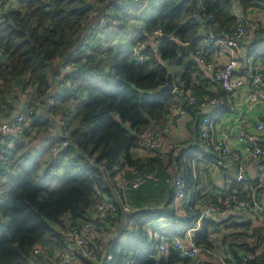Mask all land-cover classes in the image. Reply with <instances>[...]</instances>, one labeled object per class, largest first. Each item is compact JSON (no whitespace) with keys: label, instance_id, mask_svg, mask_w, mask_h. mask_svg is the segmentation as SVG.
<instances>
[{"label":"trees","instance_id":"obj_1","mask_svg":"<svg viewBox=\"0 0 264 264\" xmlns=\"http://www.w3.org/2000/svg\"><path fill=\"white\" fill-rule=\"evenodd\" d=\"M10 1L0 0V115H11L4 107L14 108L15 104L6 98L11 91L24 94L31 87L37 96L26 95L32 96L36 108V98L43 104L50 90L48 76L58 67L52 76L59 77L56 82L60 90L51 100V113L63 120L62 139L68 141V146L55 160H50V148L34 154L31 143L18 141L7 149L0 167V264H29L36 245L46 247L51 255L54 247L62 246V234L54 226L63 231L68 225H79L90 218L89 209L103 200L115 204L101 168L124 206L130 208L127 225L131 226L118 240H110L111 259L100 263L191 264L174 249L159 255L157 241L150 239L159 229L164 236H184L195 225L188 209L183 223L175 224L177 215L170 206L173 190L170 188L171 199L161 209L151 198V187H155L144 185V190L132 191L137 195L132 196L130 207L114 176L126 165L146 167L147 163L133 157V150L139 147L142 134L152 122L165 119L177 98V92H159L166 83L168 68L174 77V69L182 68L177 88L209 93L193 84L198 67L190 58L191 54L202 55L196 42L202 27L224 36L239 20L234 13L235 1L245 14L261 7L264 0H158L147 18V0H12L14 5ZM97 11L100 15L95 18L93 12ZM138 21L143 22L141 28L135 29L125 46L126 29ZM156 29L163 31L162 41L155 48L147 45L144 60L137 61L131 48L148 40L145 34L151 35ZM250 47L264 55V25L256 27ZM65 64L71 65V70L63 76ZM219 92L226 97L220 87ZM220 114L221 110L217 116ZM261 119L264 121V117ZM50 124L51 120L41 115L33 118V139L41 138ZM188 150H182L179 156ZM57 171L62 173L54 174ZM182 171L186 191H192L196 200L198 182L192 168L184 165ZM120 216L118 209L113 218L116 230ZM160 219L164 228L157 227ZM216 226L214 221L202 220L201 230L193 239L204 248L214 249L208 230ZM263 232L264 228H254L250 235L256 239L254 246L230 244L232 260L228 259V264H264V255L244 260L239 255L241 250L263 245ZM54 241L55 246L49 247Z\"/></svg>","mask_w":264,"mask_h":264},{"label":"built area","instance_id":"obj_2","mask_svg":"<svg viewBox=\"0 0 264 264\" xmlns=\"http://www.w3.org/2000/svg\"><path fill=\"white\" fill-rule=\"evenodd\" d=\"M131 1L138 2L140 0ZM262 11L264 10L261 9ZM249 25L250 18L247 19V15H243L230 33L220 36L216 31L207 30V35L203 38L198 37V41H196L206 47L211 45L217 47V53L210 55L208 59L204 55H200L197 61L212 73L213 80L218 83L226 97L209 93L197 94L186 89H177V98L169 106L166 117L160 125L166 123V125L172 126L178 118L188 113V108L196 109L200 114L197 130L198 139L212 152L214 166L221 169L224 174H229L232 171L231 164L233 161L244 162L249 160L251 164L257 167L253 178V181H257L264 173V122L258 121L256 123V134L254 135H245L239 125L243 114L239 110L241 105L264 104V58L257 50H252L245 57L239 53V42L249 35ZM145 36L150 37L153 45L157 46L162 41L163 31L156 29L151 35L145 34ZM147 45L148 40H145L131 48L132 55L137 61L144 60L143 51ZM224 55L227 56L226 59H224ZM70 70L71 65L65 64L61 69L63 76ZM248 82L249 94L243 103L237 105L232 99L233 94ZM225 105H227L225 107L226 113L236 109L240 112L233 121L218 127L214 116L216 111ZM34 107L32 96L29 95L28 101L23 106L16 108L9 117L0 120V167L5 160L7 149L14 147L18 141L23 143L27 138L26 131L33 122V118L38 119V110ZM168 126L157 129L151 127L146 130L140 138L138 148L161 153L184 150L183 147L165 136L164 131ZM233 139L243 145V150L238 151L233 146ZM67 146L68 141L63 139H55L49 143L50 160L61 158V152ZM195 160L206 161L204 158L195 157L192 162ZM191 168L196 178L195 165L191 164ZM127 171L129 176L126 185L131 189H138L149 182L157 183L159 180L158 170L155 168L128 166ZM183 174L179 171L166 179L173 190L172 208L177 215L176 225L183 223L187 217L188 209L194 216L192 224L202 222L204 219L216 222L232 216L233 219L236 218L242 223H248L251 219L253 222L264 226V202L259 200L256 186L252 187V192L245 197L226 188L214 196L212 193L215 188L208 184L210 194L201 198L197 197L195 200L192 198L193 193L186 191ZM236 179L239 182L247 180L243 167L239 168ZM1 193L0 182V197ZM124 208L130 212L129 207L124 206ZM117 210L116 203L103 200L89 209V219L82 221L79 225H68L65 230L61 231L62 246L55 255L57 263L73 264L80 257L91 264H99L104 259L105 261L110 260L111 254L108 251L110 243L106 244L105 248H100L94 238L98 233L112 232V235L111 233L109 235L112 240L114 231L116 233L113 218ZM157 227L164 228L165 226L163 223H159ZM150 239L157 241L155 249L159 255H164L169 249H174L182 257L189 259L191 264H228V259L232 260L231 256L223 255L218 250L204 248L193 237L178 234L164 236L161 235L159 229L150 235ZM43 253L44 250L41 245L34 247V255H43ZM239 255L242 260L260 257L264 255V244L253 250H241ZM128 264H132V261Z\"/></svg>","mask_w":264,"mask_h":264},{"label":"crops","instance_id":"obj_3","mask_svg":"<svg viewBox=\"0 0 264 264\" xmlns=\"http://www.w3.org/2000/svg\"><path fill=\"white\" fill-rule=\"evenodd\" d=\"M234 3H235L234 13L238 16V18H242L243 15H247V19L250 18L249 35L245 39L240 40V42H239V53H240V55L245 57L249 52L257 49V48H251L250 44H251V40H252V35L254 34L256 27L258 25H264V23H263L264 22V15L262 14L263 11L261 12V9L264 10V4L261 7L252 9V10H250L244 14L242 11V8L239 6L237 1H235ZM138 23H139L140 27L143 24V22H141V21H138ZM135 29L136 28H134L130 37H128L127 41L131 40V37L133 36ZM206 35H207V30L204 27H202L198 37L203 38ZM125 42H126V38H125L124 43ZM197 44L199 46V49L202 52V55H204V57L207 59L209 58L210 55L218 52L217 47H214L212 45L206 47L204 45H201L200 43H197ZM148 46L153 47V48L156 47L151 42L150 37H148ZM198 56H200V55H197V56L194 54L190 55V58L193 59V61L197 63V67H198V69L195 73V79H194L195 81L193 84L199 88L204 89L205 91L209 92L212 95H218V96L223 97V95H221L219 92L220 86L218 85V83H216L213 80L212 73L207 71V69L204 67V65H201L197 61V58H199ZM261 56H262V58H264V55H261ZM226 58H227V56L224 55V59H226ZM178 69H179L178 71L180 73L182 68H178ZM57 70H58V67H55L51 73L52 80H54L55 82L59 81V77L57 76L56 78H54L52 75L54 73H56ZM176 70H177V68L174 69L175 73H176ZM174 79H176V77H174ZM175 85H176V82H175ZM177 89H181V88L176 87V90L174 92H176ZM186 90L194 92L190 88H188ZM249 91H250V88H249V82H248V83H246L245 86L239 88L236 91V93L233 94V98H232L233 101L237 105L243 103V101L245 100V98L249 94ZM24 97H25V100L21 104L17 105L16 108H19L20 105H22L28 101V95H25ZM226 106L227 105L220 107L215 113L214 118L217 120L218 127H220L222 124H227L228 122L233 121L236 118V116L238 115V113L240 112L236 109L235 111H229L228 113H226V108H225ZM44 107H45L44 101H43V104L40 103V101H39V103L37 102L38 114L41 116H42ZM220 110L222 111V114L217 116V112ZM239 110H241L243 113L241 116V119L239 121L240 129L243 131V133L245 135L256 134V123L258 121H262L261 118L264 117V104L256 103V104H253L251 106L243 104V105H241ZM199 118H200L199 112L196 109L191 108L190 111L188 110V113L186 115L178 118L172 126H168V125H166V123H163L160 125L161 121L160 122H152V124H151V127L155 128V129L168 126L164 131L165 136L169 140H172L173 142H175L178 145H180L181 147H183L184 150L189 149L182 156H179L180 152L179 153L178 152H175V153L174 152H168V153L163 152V153H161V152H152L148 149H141V148L133 150V157L135 159H139L141 161H144V163H147L146 168H152L153 167V168L158 170V176H159L158 182L157 183L149 182V183L145 184V185L150 184V185L155 187V188L151 187L154 190L153 195L151 196L152 199L156 198V197H160L157 195H158V192L159 193L162 192V190H160V188H159L162 184H167L169 191L171 190L170 189L171 187H170V185H168L166 179L168 177H170L171 174H175V173L179 172L180 171L179 168H181L183 170L184 165H187L188 167H191V164L195 165L196 179L198 182V184L196 185L195 191L197 192L196 197H198V198H201L203 196L210 194L209 188H208L210 184L213 185L215 188L214 192L212 193L214 196L216 195V193H219L222 189L226 188L229 190L230 187H233L234 188L233 191L237 192L240 196H242L243 194L245 196H247L252 192L251 188L255 185H258L260 179H262L264 177V173H263V175L261 176L262 178H259L257 181H253L257 167L254 164H251V162L249 160H246L244 162L233 161L231 164L232 165V171L229 174H224L221 171V169L216 168L214 166V163L212 162V159H213L212 158L213 157L212 152L203 142L199 141V139H198V136H197L198 131L197 130H198ZM31 125H32V123H31ZM31 125L28 127L29 131L32 130ZM49 134H50V136L48 137ZM42 135L43 136L41 138H38L34 141L33 146H31L32 148L30 147L31 151L34 154L41 153L44 149H47L48 144L51 143L52 141H54L55 139H62V137L64 136L63 120L60 117L54 118L52 116L51 124L49 125L48 131L44 132ZM25 142H26V138H25ZM232 143H233V146L238 151L243 150V145L238 143L236 139H233ZM191 147H194V148H191ZM177 151H179V150H177ZM192 153H195L196 155L190 156ZM195 157L204 158L206 161L204 162V161H200V160H195L194 162H192V159ZM149 160H150V162H147ZM127 167L128 166L126 165L125 167L119 169V171L114 176V182H115L116 186L118 188H120V190H122L124 193L128 190H131V191H134V190L135 191H142V190H144V188H141L142 186L140 187L141 189L138 188L139 189L138 190V189H131L126 185V181H127L128 176H129V173L127 171ZM241 167H243V170L245 171V174L247 177V180L244 182H239L236 179V174L239 171V168H241ZM61 173H62L61 171L54 172V174H58V175H60ZM238 187H241V189L239 190ZM255 189L257 190V196H258L259 200L264 202V192H261L262 187H260V185H258L255 187ZM189 192H192V191L189 190ZM170 199H171V194H170ZM128 205L130 207H132V199L129 197H128ZM186 206H187V204H186ZM65 218H67V217H65ZM65 218H64V220H67ZM231 222L242 223V222H239V220L236 218L233 219L232 216H230L226 219H221V220L216 221L217 225H219V226H221L223 224L231 223ZM248 223H249L248 225L255 226L254 228H262V229L264 228L263 224L253 222V220H251V219H249ZM197 224H200V226H201L200 221L195 223V225H197ZM53 228L57 232L61 231L60 227H58V226H54ZM209 230H210V228H209ZM188 231H190V230H188ZM188 231L185 233L184 236L193 237L195 235V234H190V232H188ZM110 233L112 235V232H105V233H98L99 235L97 234L98 236L97 235L95 236L94 240H95L96 244H98L100 246V248H102V247L105 248L106 242L108 240L107 237H109ZM113 234H115V231ZM209 240L212 242L213 247H214V243L210 237H209ZM249 240L246 241V244H248L250 246L255 245L256 239L250 237ZM235 242H237V241H235ZM230 244H237V243L231 242ZM53 246H55V241H54V243H51V245L49 247L52 248ZM229 246L225 247V249H224L226 254L228 253L227 256H231V254L228 252ZM44 249L46 250V252H44L43 255H41L42 257L39 260H36L34 257L39 256V255H34L32 260L30 261V264H58L55 255H56V252L59 250V248H57V246L54 247L53 253L51 255H49L47 253L46 247ZM85 261H87V260L84 259L83 257H80L73 264H85Z\"/></svg>","mask_w":264,"mask_h":264},{"label":"rangeland","instance_id":"obj_4","mask_svg":"<svg viewBox=\"0 0 264 264\" xmlns=\"http://www.w3.org/2000/svg\"><path fill=\"white\" fill-rule=\"evenodd\" d=\"M15 1H17V0H15ZM157 2H158V0H147L146 1V4H145V10H146L145 17L146 18L149 16V13H150L151 9L157 4ZM9 3H12V5L15 4V3H13L12 0ZM262 14L264 15V11H263ZM99 15H100V13H98V11L97 12H93V16L95 18H98ZM258 26H260V25H258ZM134 28H136V29L137 28H141L138 22L132 23L130 25V27L128 29H126V30H128V33H127V35L125 37L126 38V42L124 43L125 46H128L129 41H127V39H128V37H130V35H131L132 31L134 30ZM253 36H254V34L252 35V38H253ZM178 70L179 69L177 68V70H176L177 76H176V79H174V81L177 82V83L179 81V71ZM26 93L27 94H31V95H36V96L38 94V93L36 94L35 90L33 88H31V87L26 90ZM26 93L22 94L21 92H18V91H11L6 96V98H7L8 102L10 104L13 103L15 105H14V108H11V110H10L9 106L4 105V107H6L5 108L6 109L5 112L12 114L15 111L17 105L21 104L25 100L24 96L26 95ZM36 99H37L36 102L39 103L38 98H36ZM21 106H23V104L20 105V107ZM7 108L9 110H7ZM5 118H7V117H4L3 115L2 116L0 115V120L5 119ZM35 134H36L35 132L30 133V131H29L28 134H27L28 136L26 138V142L24 140L23 141V145H28L29 143H31L30 147L33 146L34 141H35V139H33V136ZM49 136H50V134L48 135V137ZM175 152L179 153L180 151L175 150L174 153ZM258 185H260V187H262L261 192H264V177L262 179H260ZM258 185H255V186H258ZM255 186H253V187H255ZM159 188H160V190H162V192H160V193L158 192L157 196H160V197L154 198L155 201L154 200L153 201H154V204H155V206L157 208L160 207L161 209H164L165 203L169 202V200H170V191L168 189L167 184H162ZM125 194H126V197L132 198L133 195H137V192H132L131 190H128V191L125 192ZM170 206L172 207V204H170ZM161 221H162V219L159 220V223ZM130 226L131 225H129V226L127 225L126 227H130ZM218 226L219 225H217L216 227H210L209 237L211 238V240L214 243V249L220 251V253L223 254V255H227L224 249H225V247L229 246L231 242H234V243H237V244L246 243V241H248L250 239V235H251V233H253V230H254V227H255V226H252V225H247L245 223H233V222L227 223V224H223V225H221L219 227ZM200 229H201L200 224H197L192 229H190V231H188V232H190V234H196L197 232L200 231ZM107 239L108 240H107L106 244L109 243L111 238L108 237ZM235 241H237V242H235ZM102 252H103V250H102ZM85 264H91V263H89L88 261H85Z\"/></svg>","mask_w":264,"mask_h":264},{"label":"water","instance_id":"obj_5","mask_svg":"<svg viewBox=\"0 0 264 264\" xmlns=\"http://www.w3.org/2000/svg\"><path fill=\"white\" fill-rule=\"evenodd\" d=\"M3 17H5V19L7 18L6 12L3 13ZM195 18L199 20L198 15H195ZM184 47L186 49H188L189 44L184 45ZM48 80H49V84H50V90L45 94V96L43 98V101L45 103V107H44V110L42 113V117L46 120H52V113H51L52 101L51 100H52V98H54L59 93L60 84H59V82H55L54 80H52L51 74L48 76ZM175 88H176V85H175V81H174L173 72L170 68H168L167 69V76H166V83L159 88V92L172 93L175 91ZM90 161L94 167H97V165L94 163V161L92 159H90ZM100 170L103 174V177H104V180L106 183V187L110 191V194H111L114 202L118 206V209H119L120 214H121L119 226L116 230V233L112 237V240H118L120 238V236L122 235V233L126 229L127 219L130 216V212L125 210L122 200L120 199L116 189L114 188V185L110 182L108 177L105 175L104 169L101 168Z\"/></svg>","mask_w":264,"mask_h":264},{"label":"bare ground","instance_id":"obj_6","mask_svg":"<svg viewBox=\"0 0 264 264\" xmlns=\"http://www.w3.org/2000/svg\"><path fill=\"white\" fill-rule=\"evenodd\" d=\"M98 235H99V234H98ZM98 235H97V236H98Z\"/></svg>","mask_w":264,"mask_h":264}]
</instances>
